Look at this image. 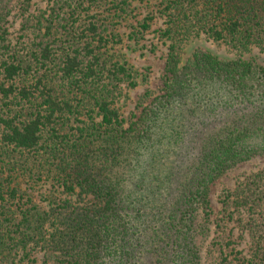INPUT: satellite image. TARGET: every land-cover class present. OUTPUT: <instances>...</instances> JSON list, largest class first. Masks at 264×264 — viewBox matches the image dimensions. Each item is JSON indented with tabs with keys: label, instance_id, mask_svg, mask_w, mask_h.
Returning a JSON list of instances; mask_svg holds the SVG:
<instances>
[{
	"label": "trees",
	"instance_id": "trees-1",
	"mask_svg": "<svg viewBox=\"0 0 264 264\" xmlns=\"http://www.w3.org/2000/svg\"><path fill=\"white\" fill-rule=\"evenodd\" d=\"M5 1L0 264L33 261L37 247L47 264H200L194 230L199 210L209 215V184L237 162L264 155V64L200 48L180 64L179 48L204 34L236 50H264V0H161L162 93L128 123L113 99L121 84L136 85L133 69L105 50L119 41L115 19L128 0H51L23 52L9 38ZM234 107L241 109L233 118L197 122L177 166L189 117ZM19 175L50 180L79 201H52L47 210L30 199L20 204ZM173 190L178 194L157 226ZM225 197L236 209L256 210L246 223L252 252L239 258L231 250L236 264H264V169ZM152 223L162 231L150 239L144 231Z\"/></svg>",
	"mask_w": 264,
	"mask_h": 264
},
{
	"label": "rangeland",
	"instance_id": "rangeland-1",
	"mask_svg": "<svg viewBox=\"0 0 264 264\" xmlns=\"http://www.w3.org/2000/svg\"><path fill=\"white\" fill-rule=\"evenodd\" d=\"M128 1L130 6L127 12L122 14L123 18L115 19L117 24L114 29L119 35V41L110 40L105 47V50L115 60L125 63L133 69L136 85L130 87L127 83L121 84L113 99L120 117L127 123L130 118L134 119L139 114L143 106L162 93L167 56V44L160 37V31L164 27L165 21V17L161 13V0ZM50 2L51 0H6L4 2V10L8 13L6 19L9 38L14 49H23V52L30 47L38 30L36 17L47 9ZM144 19L148 20L149 27L146 30H141L139 24ZM196 48L208 51L220 58H241L264 64V50L260 47L251 46L246 50H236L224 43L215 42L204 34L191 36L181 43L179 48L180 64L184 63L186 57ZM16 81L17 83L21 82L20 79ZM240 109L241 107H234L189 117V132L184 136L179 147L177 166L180 165L181 159L190 145L191 134L193 128L197 127V122H205L211 118L217 120L233 118ZM263 169L264 155H256L225 169L218 178L209 184V215L205 217L204 211L200 209L194 230L200 264H222L223 256L232 260V264H236L237 261L233 258L231 250L239 258L250 256L253 244L246 223L252 216L256 217V213H254L256 210H251L248 206L236 209L226 199L225 193H232L236 187L246 183L252 174ZM16 180L15 185L19 190L17 197L20 199V204L26 205L30 199L31 205L34 204L38 209L47 210L52 201L60 199L79 201V196L75 191L66 193L57 186L58 184H53L50 180H37L29 175H19ZM177 194L178 191L173 190L163 201V211L157 221V226L162 225L161 217H165V214L169 213ZM50 224V222L46 224L49 231L52 229ZM152 224L153 228L145 227L144 231L150 239L155 237L154 232L158 234L162 231ZM43 253V250L37 247L31 253L33 261L18 264H47ZM142 262L150 264L149 259Z\"/></svg>",
	"mask_w": 264,
	"mask_h": 264
}]
</instances>
